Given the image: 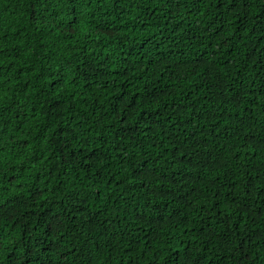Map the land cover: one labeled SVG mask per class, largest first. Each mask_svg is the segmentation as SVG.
<instances>
[{
    "label": "trees",
    "instance_id": "trees-1",
    "mask_svg": "<svg viewBox=\"0 0 264 264\" xmlns=\"http://www.w3.org/2000/svg\"><path fill=\"white\" fill-rule=\"evenodd\" d=\"M0 264H264V0H0Z\"/></svg>",
    "mask_w": 264,
    "mask_h": 264
}]
</instances>
